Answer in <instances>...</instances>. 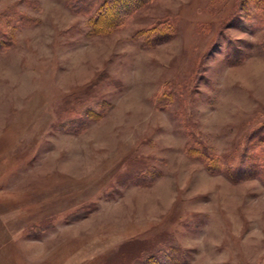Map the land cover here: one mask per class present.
I'll return each mask as SVG.
<instances>
[{"label":"rangeland","instance_id":"1","mask_svg":"<svg viewBox=\"0 0 264 264\" xmlns=\"http://www.w3.org/2000/svg\"><path fill=\"white\" fill-rule=\"evenodd\" d=\"M109 3L0 0V264H264V0Z\"/></svg>","mask_w":264,"mask_h":264},{"label":"trees","instance_id":"2","mask_svg":"<svg viewBox=\"0 0 264 264\" xmlns=\"http://www.w3.org/2000/svg\"><path fill=\"white\" fill-rule=\"evenodd\" d=\"M141 1L142 0H109L110 5L108 8L104 7L105 9L100 14H108L111 17L110 19L115 21L118 16H121L122 12L132 11L135 6L140 5ZM103 24L107 23L103 22Z\"/></svg>","mask_w":264,"mask_h":264}]
</instances>
